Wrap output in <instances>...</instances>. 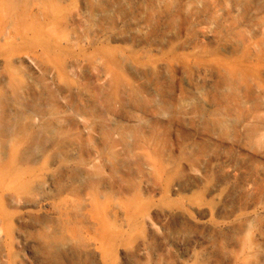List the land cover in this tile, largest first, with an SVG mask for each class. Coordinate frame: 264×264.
Instances as JSON below:
<instances>
[{
    "label": "bare ground",
    "instance_id": "obj_1",
    "mask_svg": "<svg viewBox=\"0 0 264 264\" xmlns=\"http://www.w3.org/2000/svg\"><path fill=\"white\" fill-rule=\"evenodd\" d=\"M78 3L82 45L46 37L43 56L89 92L50 68L42 88L0 61V201L19 209L14 220L23 238L34 236L36 259H95V241L82 236L87 205L68 198L90 194L97 163L189 195L163 217L175 240H208L200 264H264V0Z\"/></svg>",
    "mask_w": 264,
    "mask_h": 264
},
{
    "label": "rangeland",
    "instance_id": "obj_2",
    "mask_svg": "<svg viewBox=\"0 0 264 264\" xmlns=\"http://www.w3.org/2000/svg\"><path fill=\"white\" fill-rule=\"evenodd\" d=\"M78 12V0H0V61L12 64L23 75L31 74L39 83L45 77L46 68L55 69L60 82L67 86L79 85L89 92L88 82L76 76H64L57 62H50L43 56L50 45L46 37L82 45L84 39L77 29ZM18 58L24 59V63H15ZM47 86L48 90L45 91L55 95L52 86L48 83ZM99 126L104 133L106 130L102 126L105 125ZM165 150L163 146L158 147L160 158H165ZM90 166L97 173L98 183L89 191L90 194L68 198L69 203L84 199L86 212L92 217V224L83 226L82 236L87 241H95L94 247L97 249L88 252L95 259L87 256L85 264L201 263L202 256L210 249L208 240L200 235L175 240L170 224L163 217L164 211L186 204L189 195L185 198L164 193L163 185L156 186L149 173L123 176L109 169L99 171L97 163ZM201 192L202 189H197L193 193ZM202 198L209 200L207 195H202ZM17 212L19 209L0 201V264H42L29 247L34 236L29 234L23 238L18 231L20 223L14 220ZM150 227L155 233L153 238ZM70 228H76V224L72 222ZM69 238L75 243L78 238L81 239L78 232ZM143 242L152 247L149 248L151 252L146 256H137L135 249ZM98 256L100 261L97 260ZM64 264L76 262L66 260ZM225 264L233 263L229 261Z\"/></svg>",
    "mask_w": 264,
    "mask_h": 264
}]
</instances>
